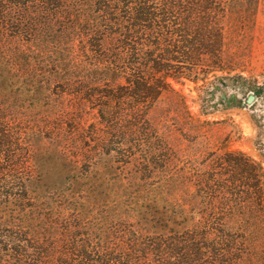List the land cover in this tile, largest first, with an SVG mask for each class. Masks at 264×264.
<instances>
[{
	"label": "rangeland",
	"instance_id": "1",
	"mask_svg": "<svg viewBox=\"0 0 264 264\" xmlns=\"http://www.w3.org/2000/svg\"><path fill=\"white\" fill-rule=\"evenodd\" d=\"M230 4L218 18L226 71L167 76L147 113L151 126L128 122L124 96L108 136L98 112L103 83L79 76L71 61L74 53L82 60L79 26L68 18L78 4H20V39L0 46V259L152 235L174 202L195 201L192 178L226 152L264 168V0Z\"/></svg>",
	"mask_w": 264,
	"mask_h": 264
},
{
	"label": "trees",
	"instance_id": "2",
	"mask_svg": "<svg viewBox=\"0 0 264 264\" xmlns=\"http://www.w3.org/2000/svg\"><path fill=\"white\" fill-rule=\"evenodd\" d=\"M35 1L41 0H0V46L20 39V4ZM57 1L78 4L68 7V18L79 26L82 60L74 53L71 61L83 69L79 76H99L103 83L97 101L106 136L119 120L117 108L126 105L120 102L124 96L128 122L151 126L147 113L168 88L167 76L192 75L197 81L226 71L218 18L233 9L230 0ZM208 169L192 178L195 201L174 202L152 235L70 241L71 251L64 254L12 253L0 264H264V168L231 151ZM169 182L173 187L176 179Z\"/></svg>",
	"mask_w": 264,
	"mask_h": 264
},
{
	"label": "water",
	"instance_id": "3",
	"mask_svg": "<svg viewBox=\"0 0 264 264\" xmlns=\"http://www.w3.org/2000/svg\"><path fill=\"white\" fill-rule=\"evenodd\" d=\"M254 97L255 96L253 94L248 95V97L246 98V102L251 103L254 100Z\"/></svg>",
	"mask_w": 264,
	"mask_h": 264
}]
</instances>
